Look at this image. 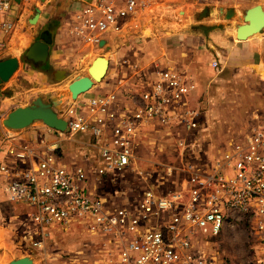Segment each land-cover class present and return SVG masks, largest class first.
Returning <instances> with one entry per match:
<instances>
[{"label":"built area","instance_id":"obj_1","mask_svg":"<svg viewBox=\"0 0 264 264\" xmlns=\"http://www.w3.org/2000/svg\"><path fill=\"white\" fill-rule=\"evenodd\" d=\"M22 1V0H20ZM16 0H0V59L20 21ZM139 0H100L77 11L78 26L98 44L108 33H120L124 21L136 13ZM219 68L220 63H213ZM194 86L172 70L139 93L92 95L80 98L83 110L75 114L65 133L85 135L97 151L99 166L84 168L59 164L55 153L16 175L7 185L8 200L25 206L31 222L30 247L48 264L47 241L57 228L84 221L120 248V264H216L207 250L228 226L247 225L258 244L252 264H264V129L223 141L209 164L189 166V179L172 195L146 189L132 206L110 207L105 197L91 191L90 179L102 186L135 171L136 144L148 128L175 123L197 133L201 113L185 100ZM78 100V101H79ZM18 162L26 154L12 147ZM84 162L92 161L86 153ZM9 167L0 164V175ZM142 176L143 172H139Z\"/></svg>","mask_w":264,"mask_h":264},{"label":"crops","instance_id":"obj_2","mask_svg":"<svg viewBox=\"0 0 264 264\" xmlns=\"http://www.w3.org/2000/svg\"><path fill=\"white\" fill-rule=\"evenodd\" d=\"M99 1L63 0L53 6L50 0L19 2L24 4L20 9V21L10 39L7 54L2 58L15 57L19 60L16 77L10 84L16 90L15 96L26 101L34 95V98L41 97L50 103L59 95L54 91L62 81L73 76L72 82L78 77H86L94 60L101 57L96 55L92 58L91 55H95L94 51L100 53L106 50L110 55L103 56L110 64L106 76L108 78L112 73L111 78L92 91L94 85L92 93L88 92L82 98L108 93H117L122 97L125 90L137 92L142 87L134 83L139 69L145 71L153 65L175 71L194 86L185 102L201 113L204 122L212 124L215 132L211 133L209 152L212 145L218 149L221 141L260 128L258 113L261 115L264 112V30L246 41H239L237 26L233 29L225 23V14L233 8L237 18L241 11L244 13L256 5L264 8V0H139L136 13L124 21L120 33H108L100 38L98 44H92L86 39L90 33L81 30L76 17L80 8ZM113 1L125 4V0ZM198 2L220 5L206 4L199 10L192 4ZM65 7L67 13L62 22L57 15ZM36 8L41 10L38 27L28 31L25 24L33 25L30 20ZM206 9L208 12L202 17ZM46 25L49 27L41 30ZM44 31L52 34L53 43L46 64H37L27 60L25 55ZM215 62L220 63L219 68L213 67ZM63 73L66 77L58 81ZM159 73L151 75L152 82ZM27 81L32 85H28ZM69 94V90L63 93L62 103ZM56 109L59 117L68 123L83 110L80 100L66 101ZM217 123L219 130L213 127ZM68 135L42 122H35L20 131L0 127V164L9 167L7 175H0V264L5 259L10 264L25 257L31 258L33 264L36 262L33 253L26 252L33 236L29 231L33 227L29 219L30 211L23 205L11 203L6 187L20 172L53 153L59 155V164L78 166L91 150L87 146L88 138L80 133ZM12 147L24 152L26 159L16 164V159L9 154Z\"/></svg>","mask_w":264,"mask_h":264},{"label":"rangeland","instance_id":"obj_3","mask_svg":"<svg viewBox=\"0 0 264 264\" xmlns=\"http://www.w3.org/2000/svg\"><path fill=\"white\" fill-rule=\"evenodd\" d=\"M22 1L23 3H35L37 0ZM62 2L63 0H50V5L53 6ZM192 4H195L199 10L203 9L206 4H212L215 7L220 5V3L210 2ZM23 5L20 4L15 7L17 13ZM66 13L67 10L65 7L57 15L59 19H62V22L65 19ZM243 14V11H241L237 18L226 20L225 23L234 29L243 23ZM37 25L38 23L30 25L26 22L25 29L32 31L35 27H38ZM47 27L49 26H42L41 30ZM144 44L146 43L144 42ZM94 52L95 55H91L92 58L96 55L110 56L106 50L100 53H97V51ZM8 54L10 55V53ZM139 70L137 80L134 83L142 87L137 92L132 93H139L145 90L148 84L152 82L151 75L158 71L162 72L161 70L164 71L161 67L153 65L147 67L145 71L143 69ZM83 72L86 73V69ZM86 74L88 76V73ZM111 74L108 78L106 76L101 83H96L92 91L99 88L106 80L108 81L111 78ZM15 77L16 73L0 89L1 128H5L3 121L9 113L18 107H22L20 106L21 104L30 105L36 100L34 95L30 96L26 101H22L19 96H15L16 90L10 86ZM73 78L74 76L62 81L59 88L54 92L59 95L62 92H66ZM27 84L32 85L29 81H27ZM126 91H124V94L129 93ZM123 96L121 98L124 99L125 97ZM45 97L48 98L49 95H45ZM82 97L80 96L79 99ZM66 101L72 102L77 100H72L69 94L62 104ZM258 115L260 118L258 123L264 129V112L261 115L259 112ZM211 126L212 124L208 125L207 122H204L203 117L197 133H191L183 126H178L177 123L168 128H159L157 126L146 128L138 138L136 144L135 156L138 159L135 165V171L127 172L112 182L105 183L104 187L101 182L95 177H92L90 179L91 191L95 193L97 190L100 195L107 199V203L111 208L132 206L141 194L149 188L167 195L178 192L189 179V166H202L209 164L211 161L213 151L215 150V146L212 145V151L210 150L209 152L212 142L211 133H214ZM213 127H218L219 130L218 123ZM68 136L70 137V135ZM222 142L219 143V146ZM88 155L92 156V161H81L79 166L87 169L91 166H99L98 159L97 157L95 158L97 151L89 150ZM70 166L74 167L75 165ZM139 172H143V175L140 176ZM30 248L28 245L26 252L28 254L33 253L34 260H36L34 264H41L40 255ZM120 250L121 248L110 237L101 235L97 231H92L84 221H76L67 227L57 228L47 241V251L49 253L48 264H120ZM207 251L212 254L211 257L215 258L216 264H252L259 256L258 244L251 235L247 225L228 226L222 236L210 245ZM1 264H9L8 259L3 260Z\"/></svg>","mask_w":264,"mask_h":264},{"label":"water","instance_id":"obj_4","mask_svg":"<svg viewBox=\"0 0 264 264\" xmlns=\"http://www.w3.org/2000/svg\"><path fill=\"white\" fill-rule=\"evenodd\" d=\"M20 2V0H16ZM224 13V9H221ZM208 9L202 14L206 15ZM41 10L35 9V15L30 23L35 25L39 22ZM236 17V10L230 8L226 11L225 19L232 20ZM243 23L237 26V40L246 41L256 34L262 33L264 30V8L261 5H256L244 12ZM53 43L52 34L49 31H44L40 35V39L36 41L27 51L25 57L27 60L34 63L46 64L49 58V49ZM103 45V43L101 44ZM110 64L105 57H97L88 69L89 75L86 77H78L69 84L68 90L72 100H78L80 96L87 94L96 83H100L106 77ZM19 68V60L15 57L0 59V89L7 83L14 73ZM63 77H58L57 80H63ZM60 95L53 98L50 103L45 102L41 97H38L32 104L25 107H18L8 114L3 121V126L8 131H20L32 126L35 122H42L47 127L59 131L66 132L68 130V122L60 118L56 112V108L62 104L63 96ZM10 264H33V260L25 257L18 260H13Z\"/></svg>","mask_w":264,"mask_h":264},{"label":"flooded vegetation","instance_id":"obj_5","mask_svg":"<svg viewBox=\"0 0 264 264\" xmlns=\"http://www.w3.org/2000/svg\"><path fill=\"white\" fill-rule=\"evenodd\" d=\"M41 35V34H40ZM40 35L38 36V39L36 41H38L40 39Z\"/></svg>","mask_w":264,"mask_h":264},{"label":"bare ground","instance_id":"obj_6","mask_svg":"<svg viewBox=\"0 0 264 264\" xmlns=\"http://www.w3.org/2000/svg\"><path fill=\"white\" fill-rule=\"evenodd\" d=\"M236 35H237V33H236ZM256 35H258V34H256ZM254 36H255V35H254ZM106 59H107V58H106ZM92 89H93V88H92ZM92 89H91V90H92ZM91 90H90V91H91Z\"/></svg>","mask_w":264,"mask_h":264},{"label":"trees","instance_id":"obj_7","mask_svg":"<svg viewBox=\"0 0 264 264\" xmlns=\"http://www.w3.org/2000/svg\"><path fill=\"white\" fill-rule=\"evenodd\" d=\"M215 132V131H214Z\"/></svg>","mask_w":264,"mask_h":264}]
</instances>
